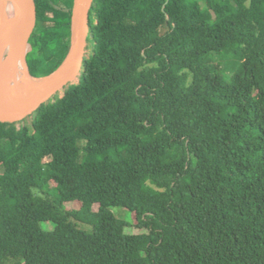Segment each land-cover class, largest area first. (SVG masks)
Returning <instances> with one entry per match:
<instances>
[{"label": "trees", "instance_id": "trees-1", "mask_svg": "<svg viewBox=\"0 0 264 264\" xmlns=\"http://www.w3.org/2000/svg\"><path fill=\"white\" fill-rule=\"evenodd\" d=\"M73 2L37 0L23 70L62 62ZM87 41L79 83L0 122V264H264V0H94Z\"/></svg>", "mask_w": 264, "mask_h": 264}, {"label": "water", "instance_id": "water-1", "mask_svg": "<svg viewBox=\"0 0 264 264\" xmlns=\"http://www.w3.org/2000/svg\"><path fill=\"white\" fill-rule=\"evenodd\" d=\"M20 9L12 17L0 21V51L6 54L0 64V87L4 75L10 73L9 86L0 92V122L16 123L54 101L61 91L80 81L85 68L90 31V10L94 0H74L71 16V42L62 62L49 74L34 76L35 90L26 94L19 90L22 67L39 23L37 0H18ZM32 70V69H31ZM33 71V70H32ZM35 74V72L33 71ZM61 97V96H60Z\"/></svg>", "mask_w": 264, "mask_h": 264}, {"label": "rangeland", "instance_id": "rangeland-1", "mask_svg": "<svg viewBox=\"0 0 264 264\" xmlns=\"http://www.w3.org/2000/svg\"><path fill=\"white\" fill-rule=\"evenodd\" d=\"M202 4L205 5V0H201ZM6 53L4 52V55ZM87 55L89 56V50L87 51ZM63 91L59 93V97L63 96ZM32 117H27L22 121L16 122L17 126L20 127L21 125L25 123H31ZM65 207L68 208L69 210H79L82 212H87L91 210H97L99 205L98 204H84L83 202H80L78 200L76 201H71L67 200L65 202ZM114 213L122 218L125 221V231L127 233H139V232H146L147 231V221L144 220L142 217L136 215V213L131 212L130 210L124 208V207H119L115 206L111 208ZM44 226L47 229H52V225L50 223H44ZM79 226L81 228L90 229V226L84 223H79Z\"/></svg>", "mask_w": 264, "mask_h": 264}, {"label": "bare ground", "instance_id": "bare-ground-1", "mask_svg": "<svg viewBox=\"0 0 264 264\" xmlns=\"http://www.w3.org/2000/svg\"><path fill=\"white\" fill-rule=\"evenodd\" d=\"M20 9V5L18 0H0V21L3 20L6 17H12L14 16L17 11ZM4 58V51H0V64ZM10 73H7L4 75L2 81H1V87L0 92L6 91L7 87L9 86L10 81ZM34 76L31 73H28L27 71L21 69V76L19 81V90L21 92H24L26 94L32 92V90L35 88L34 82ZM35 90V89H34ZM3 91V94H4Z\"/></svg>", "mask_w": 264, "mask_h": 264}, {"label": "flooded vegetation", "instance_id": "flooded-vegetation-1", "mask_svg": "<svg viewBox=\"0 0 264 264\" xmlns=\"http://www.w3.org/2000/svg\"><path fill=\"white\" fill-rule=\"evenodd\" d=\"M89 50V54L91 53V49L89 48V45L87 47V51ZM88 56V55H87Z\"/></svg>", "mask_w": 264, "mask_h": 264}]
</instances>
